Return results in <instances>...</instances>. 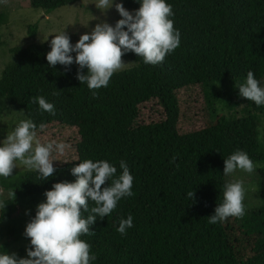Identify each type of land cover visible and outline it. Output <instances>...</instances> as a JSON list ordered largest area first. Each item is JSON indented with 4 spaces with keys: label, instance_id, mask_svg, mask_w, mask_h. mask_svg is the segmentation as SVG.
<instances>
[{
    "label": "trees",
    "instance_id": "1",
    "mask_svg": "<svg viewBox=\"0 0 264 264\" xmlns=\"http://www.w3.org/2000/svg\"><path fill=\"white\" fill-rule=\"evenodd\" d=\"M77 1L29 4L49 14ZM122 3L133 12L140 7L137 0ZM167 3L181 33L180 47L157 66L129 51L122 57L135 66L114 73L95 96L77 79L75 63L69 68L48 65L51 40L11 49V60L0 74V111L17 108L37 125V136L52 138L43 143L63 142L67 148L63 155L53 153L56 172L46 181L32 169L0 176V186L15 193V198L0 200L5 205L0 223L23 217L25 232L44 193L57 182L74 181L72 167L86 159L107 160L119 175L123 160L134 177V194L121 199L109 216L98 217L93 235L81 237L96 255L92 264H264V167L259 171V209L208 222L223 200L224 159L243 150L254 163L264 164L256 132L264 106L247 100L241 114L235 110L237 87L248 71L264 84V0ZM6 20L0 11V27ZM27 30L33 39L36 25ZM226 94L230 114L216 108ZM37 96L54 104L55 115L39 109L33 102ZM191 191L194 200L187 195ZM23 199L30 209L18 207ZM92 207L95 203L89 201V211ZM129 215L134 226L121 235L119 221ZM7 229L9 246L21 232L15 226Z\"/></svg>",
    "mask_w": 264,
    "mask_h": 264
},
{
    "label": "clouds",
    "instance_id": "2",
    "mask_svg": "<svg viewBox=\"0 0 264 264\" xmlns=\"http://www.w3.org/2000/svg\"><path fill=\"white\" fill-rule=\"evenodd\" d=\"M140 7L129 11L116 0H97L96 7L107 11L115 6L121 17L114 25L107 21L96 24L90 33L71 42L65 32L55 35L50 41L46 60L50 67L57 64L69 68L78 65L77 79L86 83L93 96L96 91L109 85L111 77L125 63L122 56L129 51L142 57L145 64L157 66L181 44V33L174 27L172 5L167 0H137ZM75 54V55H73ZM87 69L85 73L83 70ZM239 95L264 106V84L247 72L246 80L238 85ZM39 109L55 115V106L44 96L33 99ZM42 123L39 128L43 130ZM67 145L37 139V125L31 119L19 121L11 133L0 141V176H11L17 162L28 169L36 170L44 181L56 172L53 153L63 155ZM256 164L243 150H236L224 159L223 174L230 176L243 171L253 173ZM121 172L107 160L86 159L71 168L74 181H61L44 193L45 201L36 206L35 216L27 223L24 235L30 240L26 249L27 258L18 257L0 250V264H92L96 255L91 245L81 239L93 235L92 226L97 218L109 216L121 199L133 196L134 177L125 161H120ZM111 181V183H109ZM103 186V187H102ZM15 198V193H10ZM188 197L194 200L195 192ZM246 188L242 181L227 183L222 202L214 214L208 217L210 224L223 222L229 217H243L246 211L244 200ZM89 201L95 203L89 211ZM0 207H5L0 202ZM84 213H89L86 217ZM133 217L121 218L117 232L126 235L132 228ZM2 249V245H0Z\"/></svg>",
    "mask_w": 264,
    "mask_h": 264
},
{
    "label": "rangeland",
    "instance_id": "3",
    "mask_svg": "<svg viewBox=\"0 0 264 264\" xmlns=\"http://www.w3.org/2000/svg\"><path fill=\"white\" fill-rule=\"evenodd\" d=\"M117 3H122V0H116ZM97 0H80L67 6L58 8L49 14H44L42 10L33 9L29 0H1L0 11L5 13L7 20L4 25L0 27V74L4 65L11 60V49L17 46L25 47L29 44H41L54 38L55 35L65 31L71 38L72 43H76L79 37L85 33H90L96 24L107 21L114 25L119 16L118 12L113 6L107 11H103L96 7ZM36 25V36L32 39L28 34V26ZM125 63L124 67L117 71H124L135 66L131 60H126L122 57ZM264 83V79H263ZM219 91L222 88L218 89ZM228 94L218 98L216 104L217 111L230 114L233 110L230 106H226V99ZM247 98L239 97L236 111L240 114L248 107ZM252 110V108H251ZM259 122L257 124L256 132L257 138L261 145L264 146V112L258 114ZM24 120L23 114L20 110L10 107L8 110L0 111V141L4 140L8 133H11L19 121ZM37 139L43 143L52 138L46 135H38ZM256 170L249 174L243 171H237L227 177V183L242 181L246 188L245 195V214L253 210L259 209L262 205L260 197L261 174L260 169L264 167L262 163H256ZM28 170L22 163L17 162V168L13 169L12 173H19ZM13 190L6 191L0 186V200L3 198L12 197L10 193ZM46 198H41L40 203L44 202ZM31 203L25 199L19 202L18 207L21 210L30 209ZM23 217L15 223L7 224L0 223V245L2 251L9 254L15 253L18 257L27 258L26 249L30 247L27 241L22 236L24 232ZM21 221V222H20ZM17 227L21 232L17 242L7 245L8 227Z\"/></svg>",
    "mask_w": 264,
    "mask_h": 264
}]
</instances>
